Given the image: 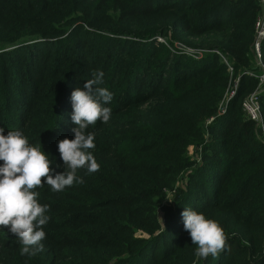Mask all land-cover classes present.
<instances>
[{"label":"trees","instance_id":"trees-1","mask_svg":"<svg viewBox=\"0 0 264 264\" xmlns=\"http://www.w3.org/2000/svg\"><path fill=\"white\" fill-rule=\"evenodd\" d=\"M261 14L264 0H0L4 135L20 130L66 172L72 91L99 70L113 94L110 120L86 129L99 171L34 189L49 205L43 250L21 255L0 226V264H264V140L241 111L264 71ZM257 100L264 132V87ZM184 208L216 220L227 250L197 257Z\"/></svg>","mask_w":264,"mask_h":264},{"label":"clouds","instance_id":"clouds-1","mask_svg":"<svg viewBox=\"0 0 264 264\" xmlns=\"http://www.w3.org/2000/svg\"><path fill=\"white\" fill-rule=\"evenodd\" d=\"M103 72L94 71L93 78L87 80L83 89L77 87L71 93V120L74 139L64 138L57 142L60 157L68 171L56 173L50 167L52 161L41 150V144L32 146L20 130H9L4 135L0 128V226L14 234L23 247L21 255L35 256L43 250L45 226L50 217L46 214L49 205L38 202L39 193L34 191L47 184L54 191H62L74 182L83 183L76 173L85 168L88 173L99 171L90 149L95 148L94 133L86 132L97 121L107 123L111 117L110 104L113 94L104 87ZM42 178L44 183H42ZM184 230L196 245L195 255L207 259L209 255L217 258L227 250V237L221 225L208 219L203 213L191 208L181 212Z\"/></svg>","mask_w":264,"mask_h":264},{"label":"built area","instance_id":"built-area-1","mask_svg":"<svg viewBox=\"0 0 264 264\" xmlns=\"http://www.w3.org/2000/svg\"><path fill=\"white\" fill-rule=\"evenodd\" d=\"M259 3H262V0H258ZM264 38V15L261 14L257 17L255 24H254V34H253V40L251 43V49H252V55L253 58L255 59V65L260 68V51H259V46L260 43L262 41V39ZM176 49H182L183 52L187 55H189L188 50L182 48L181 46L177 45L175 47ZM219 58L221 60V62L225 65H227L226 63V59L219 55ZM229 70V68H228ZM250 75L255 76V78H259V81H264V71H258L257 73H254V75L252 73H250ZM235 80V82H234ZM232 82V87L231 89L226 92L225 95V100H227L234 92V88L236 85V80L234 79ZM258 87V86H257ZM259 94V87L254 89L253 91H251L247 96L244 97V99L241 101V107L243 110V115L245 118L252 120L256 127L257 130L259 131L260 129V134L262 136V138L264 139V132H263V122H262V117L260 114V110H259V105H258V97Z\"/></svg>","mask_w":264,"mask_h":264},{"label":"rangeland","instance_id":"rangeland-1","mask_svg":"<svg viewBox=\"0 0 264 264\" xmlns=\"http://www.w3.org/2000/svg\"><path fill=\"white\" fill-rule=\"evenodd\" d=\"M158 40H160V42H162V39H160V38H158ZM175 51H177L178 53H184L183 52V50L182 49H175ZM185 54V53H184ZM221 61V60H220ZM257 80V85L256 86H258L259 87V92H261L262 91V89H263V87H264V81L262 80V81H259V78H257L256 79ZM234 82H235V80H234ZM262 86V87H261ZM231 87H232V83H231V86L229 87V89H228V91L231 89ZM261 87V88H260ZM241 111H242V113H243V110H242V107H241ZM244 116V115H243ZM263 122V121H262ZM256 133L257 134H260V129H259V131L258 130H256ZM263 139V138H262ZM264 140V139H263Z\"/></svg>","mask_w":264,"mask_h":264}]
</instances>
